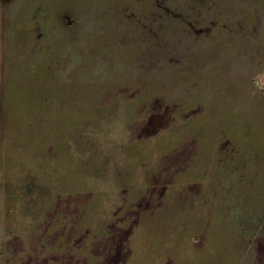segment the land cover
Segmentation results:
<instances>
[{
  "label": "rangeland",
  "instance_id": "374dc122",
  "mask_svg": "<svg viewBox=\"0 0 264 264\" xmlns=\"http://www.w3.org/2000/svg\"><path fill=\"white\" fill-rule=\"evenodd\" d=\"M242 234L264 0H0V264H245Z\"/></svg>",
  "mask_w": 264,
  "mask_h": 264
},
{
  "label": "crops",
  "instance_id": "0c3cea01",
  "mask_svg": "<svg viewBox=\"0 0 264 264\" xmlns=\"http://www.w3.org/2000/svg\"><path fill=\"white\" fill-rule=\"evenodd\" d=\"M240 236L241 238L239 236H236L235 239H232V241L234 240V243L231 244V247L234 246L236 247V250H239L241 253H245L244 255H241L242 259L245 258L243 262H245V264H264V258H258V256L255 260L248 258L249 254L252 253L253 250L256 252L259 251L258 248L254 249L253 244H257L259 241L264 242V234H242ZM260 251H264V245L263 248L260 249ZM247 259L251 261L248 262Z\"/></svg>",
  "mask_w": 264,
  "mask_h": 264
}]
</instances>
